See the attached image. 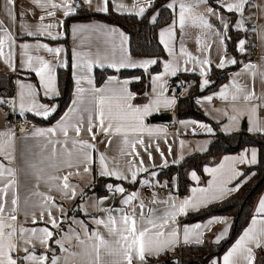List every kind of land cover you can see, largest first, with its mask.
Wrapping results in <instances>:
<instances>
[{"label": "crops", "instance_id": "crops-1", "mask_svg": "<svg viewBox=\"0 0 264 264\" xmlns=\"http://www.w3.org/2000/svg\"><path fill=\"white\" fill-rule=\"evenodd\" d=\"M167 1L168 5L173 4L171 9L174 18L162 24L157 30L160 42L162 31L166 32L165 39L167 41V47L161 42L164 45L165 54L157 56L131 53L130 33L118 23L106 18L94 16L72 18L67 30L65 21L68 16L78 12L80 7L95 10L97 6H103V0H92L91 5L86 0H69L74 11L68 16L64 15L62 7L52 9L48 0H39V3H36L35 0H14L13 4H8L7 0H0V36L5 35V30L12 36V42L7 43L4 48L5 56L0 57V68L15 74L14 94L0 96V101H5L0 103V133L12 135L10 151L13 157L10 161L5 156L0 155V164L13 168L16 172V185L9 189L4 215L5 217L9 215L13 208L11 200L15 197L17 204L15 205L16 221L14 224L17 229L18 242L22 247H28L30 252H34L38 256L46 254L48 257L47 264H51L53 259L57 260V264H85L87 258L83 257L82 253L85 246L92 243L88 237L94 232L99 231L105 239L113 240L103 225L98 226L95 223L96 219L107 220L108 215L111 214L119 221L122 215L121 210L128 214L134 212L137 219H139L141 211H143L146 219L158 218L172 210V203L179 206L185 199L192 200L195 206H189L185 209V213L178 214L174 225L170 221V226L175 227L179 234V242L171 250H168L172 256L181 253L182 246H179L181 242L185 245H196L207 240L218 244L229 236L234 222L233 215L230 213L210 214L205 218L195 219V221L185 220L184 217L189 212L208 206L211 202L223 200L225 197L240 191L242 183L249 176L242 178L243 169L253 164L240 163V158L247 155L248 160H250L251 152L255 150L257 163L259 161V145L252 143L236 152H226L221 156L213 157L204 165L203 173L193 167L188 172L190 184L186 193L179 191L177 174L161 178L159 173L164 167L179 165L184 157L193 154V152L208 150L209 144L218 131L229 133L244 129L243 126L246 123L245 129L264 132V0H246L242 13L238 11L228 12L224 6L226 2L235 3L237 0ZM52 2L61 4L62 0H52ZM153 3L154 0H151L150 6ZM181 3L190 8V11H186L184 14L183 24L180 21ZM120 4L125 7L118 10L117 6ZM41 5L44 6L41 7ZM133 5H137V7L134 8ZM141 6L147 10L150 7L149 0H109L107 5L108 10L113 9L118 12L135 14ZM209 8L213 9L216 14H210L207 11ZM48 11H54L55 15L48 16ZM156 14L157 12L151 15L152 20L153 17L156 19ZM41 17L44 19L41 20ZM201 17L207 20L212 27H204L201 23ZM48 24L55 25L51 31L53 35L58 36L57 39H52L46 33L41 34L42 26ZM29 31L36 34L28 35ZM169 32L170 36L167 35ZM234 36H236V50H233L229 45V41ZM240 41H244L243 52L240 51ZM25 44L29 45L27 49L23 47ZM44 44L51 48H62L63 51L59 56H56L42 47H37ZM252 51L259 53L258 59L246 58L247 54ZM9 53H11L10 59H8ZM185 53H190L196 59H189ZM29 56L33 57V68L39 67L37 57L50 62L53 70L52 75L55 77V93L45 95V89L40 83V78L28 67ZM6 59H8L7 63L5 62ZM122 59H130L137 64L144 60H160L161 68L151 74L147 98L143 101H136V99L130 101L133 105L142 107L159 99V107H154L152 113L143 118L144 131L132 133L122 129L119 133L113 130L109 134H105L99 127H94L95 139L93 140L86 131L90 113L94 123L96 122L95 109L91 103V89L93 87L119 89L121 86H126L128 91L135 96L131 82L133 79H139L141 75L124 76L117 72L106 75L101 83L97 81L95 76L96 67H111L112 62L118 63ZM89 62L92 65L91 71L87 70ZM221 62H223L224 67L234 66V64L236 66L229 71L227 79L221 82L218 87L206 90V92L196 96V102L201 106L205 117L179 116L177 108L179 97L188 92L190 84L182 89L181 85H175L173 81L179 78L177 76L180 72L193 71L199 74L200 88H205L212 82L210 73L212 67L220 68ZM169 63L178 69L174 76L164 74L165 64ZM77 64L81 67H77ZM68 65L71 66L74 77L72 97L67 108L57 119L44 123L33 117L36 115L46 118L43 115H38L36 110L21 111L19 106L20 85H32L36 103L45 105L50 110V116L58 108L56 98L60 95L59 69ZM250 65L254 67H249ZM121 68L132 69L135 67L114 69ZM202 70L205 74H202ZM31 73L34 74V77L30 76ZM158 75L163 76L164 79L154 83L153 77ZM88 79L93 81L92 85L87 83ZM78 80L79 84L77 83ZM110 80L112 83H109ZM205 80L208 81L206 85L204 84ZM125 81H128L126 85H124ZM187 82L182 80V84H187ZM189 82L191 83V81ZM161 83L164 85L163 95L158 96L161 91ZM78 87L86 89L82 103H74L78 99ZM222 90L226 93L227 99L221 97ZM253 93L251 99H244L245 95ZM233 95L238 97L237 100H232ZM208 97H212V99L209 100ZM166 100H174L175 103L166 106L164 103ZM52 109L54 111H51ZM73 109L75 111H70ZM163 111L170 112L172 120L160 121L155 119V116ZM9 114L25 116L33 120L35 124L31 131L16 132L12 125L5 123V118ZM232 117H236V119L232 120ZM65 121L69 125L77 123L83 125L79 137L76 136L73 128L69 127L67 144H65L66 138L59 129L55 136L51 134L46 136L34 135L37 129L46 131L49 128H56L58 124ZM117 123L113 121L114 128ZM202 125H206L212 131L209 132L207 128L201 127ZM148 129L152 131L149 132ZM6 139L7 135L0 137V140ZM125 139H127V143H125ZM141 139L143 140L142 144L138 142ZM73 140L87 141L90 145H94V147L83 150L90 157L87 163L82 161V154L81 159L76 158L80 146H74ZM57 141L58 143H56ZM53 148H55V154H53ZM68 151L73 152V157L70 158L67 155ZM101 155L105 157L109 171L122 173L127 179L100 175ZM69 162L74 166L68 167ZM85 166L90 171L85 172ZM132 172L137 174L135 181L131 179ZM193 174H195V179ZM52 176H68V183L76 192L75 198H69L70 191L69 195H64L63 191L60 190L63 180H52L50 179ZM97 176L102 177V179L98 180ZM106 177L108 179H103ZM164 180H167L168 183L171 182L168 196L147 203L144 199L143 186L150 182ZM95 186L101 188L102 192H99ZM0 187H3V183H0ZM116 187L125 189L123 200L133 194L136 187V199L129 204H124L123 200L118 198V194L116 198L112 195V192H116ZM221 188L224 189L222 194L217 191ZM193 189H208V200L201 202L204 194L200 191L194 193ZM91 193L97 195L96 205L93 207L95 212L84 213L81 209L77 211L75 209L77 203ZM212 194H215L217 198L212 199ZM46 196L54 199L46 203ZM262 199H264V190L259 193L255 200L253 214L247 225L225 248V251L221 255H214L211 261L215 264H223L224 255L235 246L244 232L252 227L253 219L264 220V215L257 212L259 202ZM141 204L144 206L143 209H141ZM49 209L58 220L59 227L57 228H53L47 222L46 213ZM42 211L45 212L43 220L40 216ZM33 213L36 223H33ZM72 215H81L82 219L78 218V221H75ZM213 220H224L226 223H209ZM62 221H65L66 225L60 229ZM197 224L201 225L199 229H195ZM185 227L193 229L188 243H185L183 238ZM33 228H48L53 232V237L48 241L47 247L42 246L38 240L33 238L32 244L39 249L37 251L19 239L20 229L31 230ZM260 228L261 225L258 223L256 225L257 231ZM58 229L60 230L56 232L55 230ZM225 229L227 232H224ZM222 233V238L217 240V237H220ZM29 234L25 232L24 236L28 237ZM81 240L85 241L84 245L80 243ZM57 241H61L63 247ZM250 246L253 249V264H256L257 258L264 253V246L260 248H256L254 245ZM25 255L26 253L23 251L14 253V256L18 257ZM138 263L140 262L134 261V264Z\"/></svg>", "mask_w": 264, "mask_h": 264}, {"label": "snow or ice", "instance_id": "snow-or-ice-1", "mask_svg": "<svg viewBox=\"0 0 264 264\" xmlns=\"http://www.w3.org/2000/svg\"><path fill=\"white\" fill-rule=\"evenodd\" d=\"M36 3H39V0H35ZM88 4H92V0H86ZM8 4H13L14 0H7ZM48 3L52 9H58L63 8L64 9V15L68 16L72 11H74V7L71 3H69V0H62L61 4H57L52 2V0H48ZM109 0H103V6H97L96 11H108V5ZM246 3V0H237L235 3L226 2L225 7L228 12L238 11L243 12V6ZM151 4V0H149V6ZM44 5H41L43 7ZM118 10L123 9L125 6L123 4H120L117 6ZM133 7H137V5H133ZM169 8L173 7V4L168 5ZM180 21L181 24L184 23L185 19V12L190 11L189 7H186L185 4H180ZM144 7H139V11L137 12L138 15H143L145 12ZM210 14H216L213 9L209 8L207 10ZM48 16H54V11H48ZM41 20L44 19V17L40 18ZM153 21H155V17H153ZM201 23L204 27L211 28L212 25L208 23L207 20H204L201 17ZM55 25L48 24L42 26L40 32L41 34L46 33L48 36H50L52 39H57V35H53L51 29ZM242 26V25H241ZM84 27V26H80ZM227 27V25H225ZM36 33H33L31 31L28 32V35H35ZM167 35L170 36V32L167 33ZM161 42L165 44L167 47V41L165 39L166 32L162 31L161 34ZM12 42V36L7 33L5 30V35L0 36V57L5 56L4 48L7 43ZM244 41H240V51H244ZM25 49L29 47V45L25 44L23 45ZM37 47L44 48L47 52L55 54L56 56H59L60 53L63 51L62 48H51L48 47V45H38ZM185 55L188 56L189 59L195 60L196 58L193 57L190 53H185ZM11 58V53L8 54V59ZM8 59H6V63L8 62ZM39 63L38 68L32 67V60L33 57H28V67L36 73V75L40 78V83L45 89V95L49 93H55V77L52 75V67L50 65L49 61H46L42 58L37 57L36 58ZM235 62V61H233ZM157 61L155 60H144L140 62L139 64L128 60H120L118 63L112 62L110 64L111 67L114 68H120V67H141L147 70L149 65L156 64ZM206 63V61H205ZM220 67H224L223 62L219 65ZM77 67H81V65L77 64ZM91 62L87 65V70L91 71ZM249 67H254L250 65ZM13 70H15L13 68ZM177 67H175L173 64H165L164 67V74L168 75H176ZM202 74H205L202 70ZM163 76H155L153 77V82H160L163 81ZM79 84V80L77 81ZM87 83L89 85H92L93 81L91 79L87 80ZM109 83H112L110 80ZM128 81L124 82V85H126ZM208 83L207 80L204 81V84L206 85ZM161 91L158 93V96L163 95V88L164 85L160 84ZM20 93H19V106L21 111L28 110L33 111L36 110L38 115H43L44 117L49 116L50 110L42 104H37L34 97H35V91L33 89L32 85H20ZM155 90V89H154ZM86 89L82 87L77 88L78 93V99L77 101H74V103H82L83 102V94L85 93ZM239 91V89H238ZM92 93V100L91 103L94 106L95 109V120L93 121V116L91 113L88 117V127L86 131L92 136V139H95V134L93 133L94 127H99L105 134H109L111 131H115L117 133L121 132L122 129L136 133L144 131L143 127V118L147 115H150L153 111V108H158L160 104V100L156 99L152 102H150L147 105H144L142 107L135 106L132 103H130L131 100L135 99V96L128 91L126 86H121L119 89L105 87V88H95L93 87L91 89ZM221 97L224 99H227L226 93L222 90L220 93ZM253 94L245 95L244 99L249 100L251 99V96ZM237 96L233 95L232 100H237ZM207 99L211 100L212 97H208ZM5 101H0V103H4ZM166 106H170L175 103L174 100H166L165 102ZM51 111H54L52 109ZM75 111V109L70 110ZM254 111V109H253ZM232 120H235L236 117H232ZM113 121L118 122L117 126L113 127ZM69 127L73 128L75 131V134L77 137L80 136L82 131V123L72 124L69 125L66 121L62 122L57 125L56 128H49L46 131L37 129L34 135L37 136H46L48 134H51L52 136H55L57 134V130L59 129L60 132L63 133L65 139V144H67V137L69 132ZM201 127L207 128L206 125H202ZM209 132L212 130L210 128H207ZM260 130V129H255ZM149 132H151V129H148ZM7 135L6 140H0V155L5 156L6 159L12 160L13 157L11 155V141H12V135L11 134H5L0 133V137H4ZM127 139H125V143H127ZM139 143H143V140H139ZM50 143H52L50 141ZM58 143V141L56 142ZM73 145H79L80 150L79 153H77L76 158L81 159L82 154V161L87 163L90 160V157L86 152L83 150L85 148L94 147V145H90L87 141H79V140H73ZM134 147V145H133ZM53 154H55V148H53ZM67 155L71 158L73 157V152L68 151ZM240 163H256V151L253 150L251 152V159L248 160L247 155L242 156L240 158ZM100 163H101V172L100 175L102 176H116L119 179H127V177L123 176L122 173L116 172V171H109L106 163H105V157L101 155L100 157ZM74 165L69 162L68 167H73ZM144 170V169H141ZM85 172L90 171V169L85 166L84 168ZM216 171V170H213ZM15 169L10 167H5L3 164H0V183H3V187H0V264H47L48 257L46 254L36 255L34 252H30L28 247H22L17 239V229L15 227L14 222L16 221V215H15V205L17 204V199L14 197L11 200V204L13 205V208L9 212V215L5 217L4 211H5V203H6V197L8 195L9 189L14 188L16 185L15 180ZM71 175V173H69ZM136 172H132L131 179L133 181L136 180ZM193 178L195 179V174H193ZM50 179L52 180H63L62 187L60 188L61 191H63L64 195H69V198H75L76 192L75 189L70 186L68 183V176H52ZM116 192L124 193L125 189L123 187H116ZM200 191L204 194L201 202H206L208 200V189H193V192ZM218 192L221 194L224 192V189H218ZM212 199H216L217 196L215 194H212ZM54 198L50 196L45 197V202L47 203L49 200H53ZM136 199V194L133 193L129 195L126 199L123 200L124 204H129L131 201ZM53 206L54 203H53ZM189 206H195L193 204L192 200L185 199L182 203L177 206L175 203L171 204V211L166 212L163 216H160L158 218H145V215L143 211H141L139 219H137L135 213L128 214L126 212H123L121 210L122 215L119 218V221H117V218L112 216L111 214L108 215L107 220L104 219H96L95 223L99 225H103L104 228L107 229L108 235L113 237V240L105 239V237L99 232L92 233L88 240L92 241L90 245H86L84 248V251L82 253V256L87 258L85 264H134V261H139L140 264H147V257L153 256V255H159L164 251L171 250L179 241H178V231L175 227L170 226V221L174 225L176 222V217L180 213H185V209ZM143 204H141V209H143ZM105 211H111V210H105ZM258 214L264 215V199H262L259 202V207L257 208ZM47 217H48V223L52 225L53 228L59 227L58 220L55 216H53L51 209L47 210ZM41 219L43 220L45 216V212H41L40 214ZM11 221V222H9ZM226 223L224 220H213L209 221V223ZM33 223H36L35 214L33 213ZM261 225V228L259 231L256 229L257 224ZM201 225L197 224L195 225V229H199ZM20 240H23L25 244H29L32 246V248H35V245L32 244V239L35 238L38 240V242L44 246H48V241L53 237V232L50 231L48 228H42V229H36L33 228L31 230L26 229H20ZM28 232L30 233L28 237L24 236V233ZM184 242L188 243L190 233L193 232V229H190L188 227H185L184 230ZM224 232H227V229L224 230ZM223 236V233L220 237H217V240L221 239ZM79 239V237H77ZM58 244H61V241H57ZM80 243L82 245L85 244V241L81 240ZM250 245H254L256 248H260L264 246V220L257 221L256 219H253L252 221V227L247 229L243 236L240 237V239L236 242L235 246L228 251L226 255L223 257V264H253L254 262V256H253V249ZM61 247L63 245L61 244ZM20 251H23L26 253L25 256L18 257L14 256V253H18ZM76 255V254H73ZM51 264H57V260L53 259ZM215 264V262H214Z\"/></svg>", "mask_w": 264, "mask_h": 264}, {"label": "trees", "instance_id": "trees-1", "mask_svg": "<svg viewBox=\"0 0 264 264\" xmlns=\"http://www.w3.org/2000/svg\"><path fill=\"white\" fill-rule=\"evenodd\" d=\"M167 0H154V3L145 11L143 15L135 13H123L114 11L113 9L107 12L96 11L87 7H80L79 11L73 13L66 18V28L72 18H80L87 16H94L98 18H106L114 23L121 25L127 32L130 33V51L138 55H161L165 54L164 45L158 38V28L169 21L173 16V11L168 7ZM157 12L155 21L152 20V14ZM67 39V38H66ZM236 36L229 41V45L233 50H236L235 40ZM234 66L216 67L211 69L212 82L205 88H200L199 74L196 72H180L179 76L183 81H191L188 92L179 97L178 100V115L181 117L198 116L205 117L201 106L196 102V96L206 92V90L216 88L229 76V71ZM161 68L160 60L156 64H152L147 70L140 67L135 68H121L114 69L109 66L96 67L95 76L97 81L101 83L108 74L119 73L124 76H132L139 74V79H133L131 88L135 91L136 101H143L147 98L148 89L150 87L151 74ZM30 76L34 77L31 73ZM15 74L0 68V96L13 95L15 90ZM60 95L56 98L58 101V108L48 117L43 118L36 115V119L40 122H51L57 119L61 113L67 108L71 101L72 89L74 85V77L72 76L71 66L61 67L58 72ZM252 143L259 145V161L250 166H246L242 172V178L247 179L242 183L240 191L233 193L223 200L209 203L208 206L189 212L184 219L188 221H195L209 216L210 214H224L230 213L233 215L232 229L222 242L214 244L207 240L196 245H183L179 255V261L172 259L170 252L166 251L159 255H153L147 260V264H214L211 258L214 255H221L225 248L239 235V232L247 225L253 214L254 203L264 189V132L253 131L248 129H240L233 132L218 131L217 135L212 139L209 148L206 151H196L193 154L184 157L179 165H171L161 169L159 177H171L177 174L179 177V191L186 193L190 184L188 172L193 167L203 173V167L213 157L221 156L226 152H236L243 147L251 145ZM101 180L102 177H98ZM108 179V177L103 178ZM113 179V178H111ZM101 191V188L95 186ZM62 221L60 229L66 224ZM60 229L55 230L58 232ZM153 261V262H152ZM256 264H264V253H262L256 260ZM140 264V263H138Z\"/></svg>", "mask_w": 264, "mask_h": 264}, {"label": "built area", "instance_id": "built-area-1", "mask_svg": "<svg viewBox=\"0 0 264 264\" xmlns=\"http://www.w3.org/2000/svg\"><path fill=\"white\" fill-rule=\"evenodd\" d=\"M259 53L252 51L247 54L248 59L256 60L259 57ZM190 82L188 81L187 84H181V88H186ZM5 123L8 125H12L14 127V130L16 132H28L31 131L32 127L34 126L35 122L33 120L28 119L25 116L21 115H13L9 114L5 118ZM143 192H144V199L147 203L152 202L153 200L157 198H165L169 194V186L167 180L164 181H156V182H150L143 186ZM185 245L183 242L179 245L180 247Z\"/></svg>", "mask_w": 264, "mask_h": 264}, {"label": "rangeland", "instance_id": "rangeland-1", "mask_svg": "<svg viewBox=\"0 0 264 264\" xmlns=\"http://www.w3.org/2000/svg\"><path fill=\"white\" fill-rule=\"evenodd\" d=\"M100 186H103V184H100ZM135 191H136V187L133 190V193H135ZM112 193H113L112 195L114 196V198H116V195L118 194L119 195L118 198L121 201L123 200V198L125 196L124 193H119V192L118 193L112 192ZM85 196H87V195H85ZM96 196H97L96 194L91 193L89 196L84 197L81 202L77 203L75 209H77V211H80V209H81L82 212H84V213L88 212V211H91L92 213H94L95 212V210H94L95 208H93V207L96 205ZM72 216H73V220L75 219V221H78V218H81V215H72ZM153 264H155V263H153Z\"/></svg>", "mask_w": 264, "mask_h": 264}, {"label": "water", "instance_id": "water-1", "mask_svg": "<svg viewBox=\"0 0 264 264\" xmlns=\"http://www.w3.org/2000/svg\"><path fill=\"white\" fill-rule=\"evenodd\" d=\"M173 84L178 85V86L181 85V84H182V79L177 78L176 80L173 81ZM155 119L160 120V121H163V120L170 121V120H172V116H171V113H170V112H168V111H163L162 113L156 115V116H155ZM243 128H244V129L246 128V123H244ZM168 186H169V188H171V182L168 183ZM35 249H36L37 251L39 250V249L36 248V247H35ZM35 249H34V250H35ZM172 259H173L174 261L178 262V261H179V256H174V257H172Z\"/></svg>", "mask_w": 264, "mask_h": 264}]
</instances>
